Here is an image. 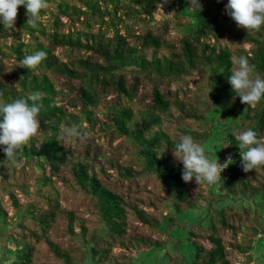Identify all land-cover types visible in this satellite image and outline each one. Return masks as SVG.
I'll return each mask as SVG.
<instances>
[{
    "label": "trees",
    "instance_id": "obj_1",
    "mask_svg": "<svg viewBox=\"0 0 264 264\" xmlns=\"http://www.w3.org/2000/svg\"><path fill=\"white\" fill-rule=\"evenodd\" d=\"M189 2L46 0L37 26L22 5L0 24V101L43 94L22 166L0 146V264L264 259V166L245 172L236 140L264 138V99L242 103L228 81L240 55L264 76V25L239 27L227 0ZM37 50L36 68L20 64ZM71 124L87 137L64 138ZM182 134L231 157L221 181H183Z\"/></svg>",
    "mask_w": 264,
    "mask_h": 264
},
{
    "label": "clouds",
    "instance_id": "obj_2",
    "mask_svg": "<svg viewBox=\"0 0 264 264\" xmlns=\"http://www.w3.org/2000/svg\"><path fill=\"white\" fill-rule=\"evenodd\" d=\"M23 6L28 16L27 23L37 26L41 10L46 0H0V24L14 28L18 7ZM193 10L200 9L199 0H190ZM226 13L239 26L248 31H258L264 25V0H227ZM47 56L44 50H37L24 56L20 64L27 69L36 68ZM233 69L228 81L242 103L255 106L264 99V76L256 66L250 63L245 55L232 58ZM42 93L30 92L25 97L11 101H0V146L6 158L16 167L22 166L19 149L31 140L39 130L38 119L42 104ZM61 135L64 138L87 137V133L77 124L65 125ZM240 150L242 167L245 172L264 166V138H261L253 127L240 130L236 135ZM176 160L182 163L181 176L184 182L195 179L215 184L221 181V172L228 166L231 157L220 163L218 157L210 159L201 142H197L191 134H182L173 151ZM227 165V166H226Z\"/></svg>",
    "mask_w": 264,
    "mask_h": 264
},
{
    "label": "rangeland",
    "instance_id": "obj_3",
    "mask_svg": "<svg viewBox=\"0 0 264 264\" xmlns=\"http://www.w3.org/2000/svg\"><path fill=\"white\" fill-rule=\"evenodd\" d=\"M210 141V140H209ZM207 142L204 147L207 148L209 147L210 142ZM212 141V140H211ZM211 148H209L210 152H215L216 151V147L214 144H212L210 146ZM223 158V157H222ZM202 211L199 212H194V214L192 215V218H197V216H199L201 214ZM183 236H185V232L182 233ZM176 238V237H174ZM262 253V249L260 247V249L257 247V249L254 251V255L257 257H259V255ZM159 254V255H158ZM139 258V257H138ZM264 263V259L263 260H258V264H263ZM136 264H165V258H164V251H160L159 253H155L151 256H148L147 259H138Z\"/></svg>",
    "mask_w": 264,
    "mask_h": 264
},
{
    "label": "built area",
    "instance_id": "obj_4",
    "mask_svg": "<svg viewBox=\"0 0 264 264\" xmlns=\"http://www.w3.org/2000/svg\"><path fill=\"white\" fill-rule=\"evenodd\" d=\"M223 159H224L223 161H228L229 160V156L228 155H224Z\"/></svg>",
    "mask_w": 264,
    "mask_h": 264
}]
</instances>
